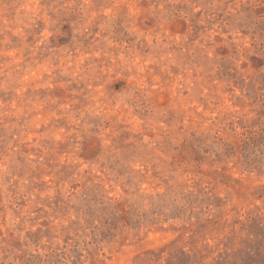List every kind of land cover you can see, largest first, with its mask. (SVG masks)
Returning <instances> with one entry per match:
<instances>
[{
	"label": "clouds",
	"instance_id": "clouds-1",
	"mask_svg": "<svg viewBox=\"0 0 264 264\" xmlns=\"http://www.w3.org/2000/svg\"><path fill=\"white\" fill-rule=\"evenodd\" d=\"M0 264H264V0H0Z\"/></svg>",
	"mask_w": 264,
	"mask_h": 264
}]
</instances>
